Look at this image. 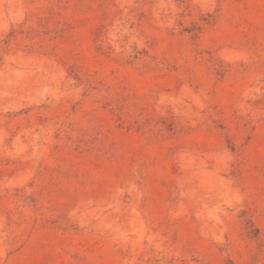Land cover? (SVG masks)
Wrapping results in <instances>:
<instances>
[{"label":"rangeland","instance_id":"obj_1","mask_svg":"<svg viewBox=\"0 0 264 264\" xmlns=\"http://www.w3.org/2000/svg\"><path fill=\"white\" fill-rule=\"evenodd\" d=\"M0 264H264V0H0Z\"/></svg>","mask_w":264,"mask_h":264}]
</instances>
